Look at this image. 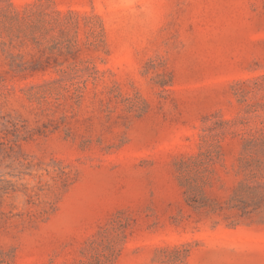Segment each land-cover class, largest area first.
Instances as JSON below:
<instances>
[{"label":"rangeland","instance_id":"rangeland-1","mask_svg":"<svg viewBox=\"0 0 264 264\" xmlns=\"http://www.w3.org/2000/svg\"><path fill=\"white\" fill-rule=\"evenodd\" d=\"M264 264V0H0V264Z\"/></svg>","mask_w":264,"mask_h":264},{"label":"trees","instance_id":"trees-1","mask_svg":"<svg viewBox=\"0 0 264 264\" xmlns=\"http://www.w3.org/2000/svg\"><path fill=\"white\" fill-rule=\"evenodd\" d=\"M115 258L116 257L114 255V253H112V254H110L108 256H105L104 260H103V262L101 264H112L113 261L115 260Z\"/></svg>","mask_w":264,"mask_h":264}]
</instances>
